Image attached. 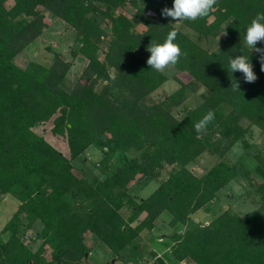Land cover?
Masks as SVG:
<instances>
[{"label": "trees", "instance_id": "trees-1", "mask_svg": "<svg viewBox=\"0 0 264 264\" xmlns=\"http://www.w3.org/2000/svg\"><path fill=\"white\" fill-rule=\"evenodd\" d=\"M172 6L173 0H0V195L19 202L1 231L0 264H87L99 243L126 259L165 212L173 262L160 256L157 264H264V182L255 209L226 208L207 224L191 225L232 181L254 182L245 164L224 157L238 142L252 147L253 128L264 131L260 54L244 44L264 0H218L208 17L179 25L161 15ZM49 15L76 33L72 52L85 62L76 81L69 78L73 62L51 47L50 63H17L49 28ZM173 29L183 55L169 76L151 69L143 52ZM188 29L219 46H204ZM239 54L251 58L257 80L233 73L240 85L234 91L227 68L229 56ZM171 78L179 84L174 91L144 104ZM209 110L215 119L197 133L194 124ZM57 137L66 150L54 144ZM104 140L131 157L84 183L73 162ZM205 152L221 159L197 175L189 165ZM252 156L264 176V153ZM154 180L159 185L148 196L133 191Z\"/></svg>", "mask_w": 264, "mask_h": 264}, {"label": "rangeland", "instance_id": "rangeland-1", "mask_svg": "<svg viewBox=\"0 0 264 264\" xmlns=\"http://www.w3.org/2000/svg\"><path fill=\"white\" fill-rule=\"evenodd\" d=\"M8 5L10 6L11 2H9ZM134 11L135 9L132 7H128L126 9V13L129 16L133 15L132 13ZM168 19L173 23L176 22L171 17H168ZM48 22L49 28L37 41L31 44L17 57V63L23 67H25L30 61L50 63L53 58V51H59L66 57L67 60L73 62L69 78L71 81H76L85 65L84 58L81 55L74 56L72 52L73 48L77 44L75 39L76 33L65 21L61 19H55L49 15ZM180 23L181 22L175 24L179 25ZM187 31L190 32L194 38L201 41L206 47L213 49L218 45V41L216 40L202 39L191 30L188 29ZM48 47H51L53 51H50ZM143 55L146 59H148L150 53L148 51H144ZM177 72V69L174 68L172 71H166L165 73L172 76ZM178 86V82L171 78L158 90L157 93L147 97L144 104L148 105L160 100L162 97L174 91ZM194 100H196L195 97L193 99L191 98L188 102H193ZM263 134V130L256 127L253 128L251 135H248L247 137V140L250 144H252V147H248L245 144V141L238 142L224 157V159L231 164L238 162L245 164L253 172V184L248 182L242 183L243 179L241 178L232 181L218 193L216 199L208 203L204 208L200 209L192 216L193 220L191 221V225H197L198 221L199 224H206L208 221L216 218L226 208H232L237 213L246 214L248 211L255 209L259 205L261 193L257 190V184L264 182V176L258 173V162L252 154L257 150L264 153V143H261ZM54 144L59 149H67L66 142L58 137L56 138V142H54ZM130 157L131 155L127 152L113 147L110 142L104 140L102 143L92 146L88 150L87 155L74 160V170L77 175L83 178L84 183H90L95 176L104 177L107 173L110 174L112 166H120ZM220 159L221 157H218L217 155L205 152L196 161L191 163L189 167L197 175H202L217 164ZM170 168L171 167H167L163 174L167 175ZM158 185V180H154L147 183L144 187L135 185L133 187V191L142 197H146ZM18 204V200L11 194H7L5 196L0 195V235L5 224L9 221L12 214L17 209ZM168 218L169 212H165L162 218L158 220L157 228L152 233L145 234L138 239V242H140V248L137 249L136 252L138 253L136 255L128 254L126 259L120 256L114 257L111 250L104 243H99L92 249V252L88 254L86 263L105 264L111 260L112 264H157V259L160 256L166 261L172 263L173 257L171 249L173 247V240H171L169 235L173 234L174 230L167 224ZM35 227L37 229H41L42 224L38 222ZM32 233V230L27 232L29 236L28 240L32 239L30 238L32 237ZM2 237L7 239L8 235L2 234ZM40 242L41 241L32 242V244L36 247ZM190 263L194 264L193 262ZM190 263L187 262L186 264ZM178 264L185 263L179 262Z\"/></svg>", "mask_w": 264, "mask_h": 264}, {"label": "clouds", "instance_id": "clouds-1", "mask_svg": "<svg viewBox=\"0 0 264 264\" xmlns=\"http://www.w3.org/2000/svg\"><path fill=\"white\" fill-rule=\"evenodd\" d=\"M218 0H173L171 8L165 7L161 10V15L171 17L175 23L181 21H196L199 18L208 17L215 10ZM175 29L168 32L165 40L162 43L151 41L147 46L146 51L150 53L146 63L149 67L157 72L164 73L172 71L179 63L183 55L180 46L174 41L177 38ZM221 35H226L224 31ZM220 35V36H221ZM220 40V37H219ZM264 41V13H257L247 26L244 44L247 48L260 54L261 71L264 72V48H258V42ZM219 46V42H218ZM243 51V50H241ZM229 78L231 74V89L240 90L239 82L232 76L233 73L240 72L243 74L244 80L247 83H253L257 80V76L253 71L251 58L247 55L239 54L234 58L229 56V66L227 68ZM215 119V114L209 110L202 119L194 124V129L197 133L206 131L208 125Z\"/></svg>", "mask_w": 264, "mask_h": 264}, {"label": "water", "instance_id": "water-1", "mask_svg": "<svg viewBox=\"0 0 264 264\" xmlns=\"http://www.w3.org/2000/svg\"><path fill=\"white\" fill-rule=\"evenodd\" d=\"M261 143H264V134L262 136Z\"/></svg>", "mask_w": 264, "mask_h": 264}, {"label": "crops", "instance_id": "crops-1", "mask_svg": "<svg viewBox=\"0 0 264 264\" xmlns=\"http://www.w3.org/2000/svg\"><path fill=\"white\" fill-rule=\"evenodd\" d=\"M198 222H199V221H198ZM206 222H207V221H206ZM207 223H209V221H208ZM207 223H206V224H207ZM173 243H174V242H173ZM173 243H172V244H173ZM173 246H174V245H173ZM172 248H173V247H172ZM182 263H185V264H186V261H183Z\"/></svg>", "mask_w": 264, "mask_h": 264}]
</instances>
